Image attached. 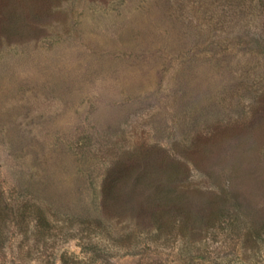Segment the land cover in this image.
<instances>
[{
  "label": "rangeland",
  "instance_id": "1",
  "mask_svg": "<svg viewBox=\"0 0 264 264\" xmlns=\"http://www.w3.org/2000/svg\"><path fill=\"white\" fill-rule=\"evenodd\" d=\"M263 2L0 0V264H264Z\"/></svg>",
  "mask_w": 264,
  "mask_h": 264
},
{
  "label": "trees",
  "instance_id": "2",
  "mask_svg": "<svg viewBox=\"0 0 264 264\" xmlns=\"http://www.w3.org/2000/svg\"><path fill=\"white\" fill-rule=\"evenodd\" d=\"M264 4V2H263ZM171 193L174 194V196L170 195ZM181 191L176 189V188H172L171 186L169 188H166L165 190L160 191L159 193V198L162 199L164 202L163 203H171V205H175V204H179L180 203L178 200H180L181 198ZM218 195V194H217ZM227 196H224L222 198H224L222 200V205L215 211V213L213 214V217L211 219L210 225L212 226V228H217V229H221L223 227L228 228L230 225L227 221V219L229 217H231L232 214L229 215V211L227 210ZM238 207H240L239 205H237ZM180 209V208H179ZM177 209L176 210V218H178L177 220H179V222H183V224L186 223L187 219H185L183 217V215L181 214V211ZM5 208L0 204V254L1 253H5V251L7 250L8 246L10 245V241L12 240L13 237H15V239H17V237L15 236V234L17 236H19L20 240L23 239H27L29 240V231L31 230V218H30V214L31 212H29L27 210V208L25 210H23L21 213L20 211L14 214V218L11 217L8 219V216L6 215V211ZM240 209L237 211H233V213L237 216V218L235 219L236 221H238V217H240L241 213H240ZM9 220H14L13 222H15V224H11L9 222ZM152 223L156 226L157 231L159 232V235L163 232V230L166 228V224L165 221L161 218V216H155ZM13 225V226H12ZM235 228V227H234ZM51 229L50 224L48 223V221H46L45 218H43V216L38 215V222H36L35 225H33V229L32 232L36 231H42V234L45 232H49ZM44 230V232H43ZM13 236H12V235ZM21 236V237H20ZM21 245V244H20ZM88 254H90V258L92 260L93 263H100V264H112L111 263V259H109V257L106 255L105 252H102L101 250H90V252H87ZM42 255V252L40 253ZM69 260V259H68ZM103 262V263H102ZM63 263L66 264V260L63 259ZM82 261L80 260H75V262L73 261L72 264H81Z\"/></svg>",
  "mask_w": 264,
  "mask_h": 264
}]
</instances>
